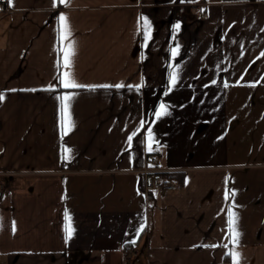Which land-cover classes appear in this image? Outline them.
Listing matches in <instances>:
<instances>
[{
	"label": "crops",
	"instance_id": "obj_1",
	"mask_svg": "<svg viewBox=\"0 0 264 264\" xmlns=\"http://www.w3.org/2000/svg\"><path fill=\"white\" fill-rule=\"evenodd\" d=\"M0 96V264H264V0H8Z\"/></svg>",
	"mask_w": 264,
	"mask_h": 264
},
{
	"label": "built area",
	"instance_id": "obj_2",
	"mask_svg": "<svg viewBox=\"0 0 264 264\" xmlns=\"http://www.w3.org/2000/svg\"><path fill=\"white\" fill-rule=\"evenodd\" d=\"M8 7V0H0V11L5 10ZM157 159L154 155H150L145 158V162L142 167L138 168V172L142 175L141 188L145 195L151 194L156 190H174L175 184L171 182L165 173H169L167 169H162L157 165ZM2 185L0 184V195ZM125 253H132L130 247L123 249Z\"/></svg>",
	"mask_w": 264,
	"mask_h": 264
},
{
	"label": "snow or ice",
	"instance_id": "obj_3",
	"mask_svg": "<svg viewBox=\"0 0 264 264\" xmlns=\"http://www.w3.org/2000/svg\"><path fill=\"white\" fill-rule=\"evenodd\" d=\"M61 2H66V0H61ZM60 19H61L62 22H64L66 18H65L64 16H61ZM64 26H65V28H66V24H65ZM63 38H64V39H67V36H64ZM147 38H148V37L146 36V39H147ZM70 54H71V53H70V49H69V52L66 53V56H65L66 61H68V56H69ZM57 79H59V77H58ZM172 83H173V84L175 83V79H174V78L172 79ZM62 86H63L64 88H66V89H67V88L80 87V85L74 83L70 78H68V74H67V73L65 74V79L62 81ZM105 87H107V86H105ZM116 87H122V85H116ZM0 99H3V97L0 96ZM64 99H65V100H68V99H70V97H67V96H66V97H64ZM160 108H161V112H158V113H157V116L163 114V110H164L165 106H164L163 104H161V105H160ZM142 123H143V122H142ZM128 139H129V141H131L132 136H129ZM149 150H151V147H149ZM65 151H66V153H67V152H70V149H66ZM233 195H234V193H233ZM225 197H226V199H227V193L225 194ZM67 218H68V217H67V214H66V219H67ZM67 231H68V236L70 237L71 234H72V230H71V228H70V225L67 226Z\"/></svg>",
	"mask_w": 264,
	"mask_h": 264
},
{
	"label": "trees",
	"instance_id": "obj_4",
	"mask_svg": "<svg viewBox=\"0 0 264 264\" xmlns=\"http://www.w3.org/2000/svg\"><path fill=\"white\" fill-rule=\"evenodd\" d=\"M132 153H133V159L134 161H138V163H136L137 165H139V163L141 162V160L143 159V157H149L150 155H152V153L147 152L145 154H143L142 151V142L140 140V135H137L134 140H133V145H132ZM166 176H170V173H165Z\"/></svg>",
	"mask_w": 264,
	"mask_h": 264
}]
</instances>
